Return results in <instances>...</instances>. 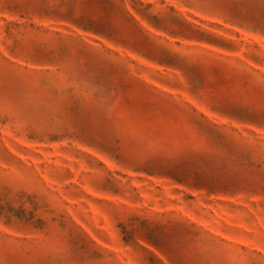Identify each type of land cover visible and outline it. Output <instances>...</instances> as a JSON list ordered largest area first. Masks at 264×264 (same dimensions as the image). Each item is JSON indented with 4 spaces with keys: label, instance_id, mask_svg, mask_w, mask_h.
Listing matches in <instances>:
<instances>
[{
    "label": "rangeland",
    "instance_id": "obj_1",
    "mask_svg": "<svg viewBox=\"0 0 264 264\" xmlns=\"http://www.w3.org/2000/svg\"><path fill=\"white\" fill-rule=\"evenodd\" d=\"M0 264H264V0H0Z\"/></svg>",
    "mask_w": 264,
    "mask_h": 264
}]
</instances>
